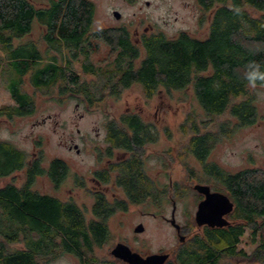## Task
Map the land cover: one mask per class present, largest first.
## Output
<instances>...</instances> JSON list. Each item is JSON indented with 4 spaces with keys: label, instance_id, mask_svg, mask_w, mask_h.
<instances>
[{
    "label": "trees",
    "instance_id": "16d2710c",
    "mask_svg": "<svg viewBox=\"0 0 264 264\" xmlns=\"http://www.w3.org/2000/svg\"><path fill=\"white\" fill-rule=\"evenodd\" d=\"M33 1L0 0V50L7 54L10 68L5 85L15 103L0 109V115L12 117L33 111L32 100L22 87L26 75L35 89L48 90L57 83L62 93L71 91L70 68L58 67L52 61L58 59L56 53L62 54L63 49L67 53L71 43H78L77 30L88 28L94 13V4L89 0H46L44 6H36ZM197 2L203 14L209 13L204 38L183 31L172 38L151 33L133 44L125 28L96 31L95 36L103 38L114 53L110 67L104 70V80L99 84H73L88 100L100 99L104 94L120 95L132 85H138L147 97L162 89L184 90L192 86L196 100L211 121L228 112L236 125L255 123L257 110L243 75L250 64H258L264 71V0ZM34 22L45 28L40 42L14 44V39L31 31ZM42 43L52 54L46 65L37 62ZM84 70L99 74L94 64L86 65ZM239 96L244 98L234 101ZM120 117L118 121H108L110 140L116 145L132 147L156 139L152 124L139 114ZM186 126L190 154L230 190L236 222L228 228L207 230L203 236L195 235L180 247L170 264H233L232 259L264 264V221L258 222L264 217V169L246 167L229 173L208 159L214 144L232 129L228 121L217 123V133L201 132L195 120L188 117L181 125L183 132ZM127 128L132 135H127ZM26 158L24 151L0 140V178L20 169ZM42 173L60 182L68 168L58 158L52 159L46 169L35 162L27 171V183L0 187V264H51L62 253L74 255L80 264H117L93 257L94 248L108 239L105 216L111 211L99 204L93 209L97 219L87 221L82 209L71 200L31 188L35 175ZM143 194L140 189L130 196L139 200ZM247 229L256 243L250 253L238 248Z\"/></svg>",
    "mask_w": 264,
    "mask_h": 264
},
{
    "label": "rangeland",
    "instance_id": "374dc122",
    "mask_svg": "<svg viewBox=\"0 0 264 264\" xmlns=\"http://www.w3.org/2000/svg\"><path fill=\"white\" fill-rule=\"evenodd\" d=\"M45 1L34 0L33 2L36 6H44ZM89 1L94 4L92 30L103 27H124L128 29L134 43H140L134 41L137 38L136 32L140 34L144 28L149 33H162L168 38L175 37L182 31L198 38H204L208 32L209 13L203 14L197 0ZM115 10L120 13L118 18L113 14ZM41 28L40 23L34 22L31 31L20 39H14V44L18 42L28 44L30 40L40 42ZM39 51L41 58L37 62L46 65L52 58V54L42 48ZM57 55L60 58L61 54L56 53ZM7 57V54L0 50V109L15 105L5 85V79L8 78V71H10L6 63L9 61ZM113 57L114 53L109 45L102 41L98 42L97 48L92 51L91 60L99 69V74L86 73L80 76L79 81L86 78L89 81L88 84L101 83L104 80L103 72L110 67L109 63ZM23 79L22 87L32 100L33 111L12 117L1 114L0 140L10 142L24 151L29 158L33 152L37 153L41 157V165L45 167L51 159L63 160L67 165L68 173L60 181L58 188L51 185L46 175H41L36 178L33 189L54 195L61 200H71L72 193L76 203L83 208L82 211L87 221L95 218L89 208L90 197L84 190H73L71 171L87 174L94 157L87 153L76 155L74 151L69 150V138L71 134H74V139L78 140L77 128L85 134L87 130L95 127L101 129L105 122L118 121L119 116L127 107L136 111L142 110L151 118L156 110L158 111L159 119L155 120V123L160 124L158 125L160 137L155 144L149 147V150L162 151L164 147L170 145L171 180L173 184L177 183V189L176 191L173 189L171 197L176 206L175 220L179 224L187 219L186 211L192 213L195 209L192 203L193 194L188 190L186 194L184 188L182 162L185 160L194 168H199V164L188 149L189 126L184 127L188 132L181 130V125L186 123L187 117L195 120L201 132L212 130L213 133H217V123L222 121H228L232 127L230 132L223 134L214 144L209 160L229 172H236L246 167L264 169V84L258 85L255 89L248 88L249 93L253 95V103L257 110L256 122L236 125V119L228 112L214 117L211 121L196 100L192 86L184 90L166 91L162 89L152 97H147L138 85H132L123 90L120 95L104 94L105 96H101L100 99L72 100L71 91L62 93L61 86L57 83L48 90H38L31 85L28 75ZM243 98L239 96L234 101ZM75 103H80V105L75 108ZM43 118H45L44 122H42ZM91 135H93L92 132ZM153 165L149 164V166ZM15 177L16 184L24 180L18 174ZM9 180L8 177L1 178L0 186ZM170 210L171 204L165 202L164 209H158L155 205L149 207L140 205L129 206V209L123 213H113L107 220L108 239L100 247L94 248L93 257L122 264L123 262L115 258L110 250L117 242H123L143 255L167 251L171 254L172 262L175 253L182 245L178 241L173 226L160 217V213L169 217ZM262 221L264 217L258 219V222ZM138 223L143 225V230L140 232L134 231ZM196 230V227L192 229L193 232ZM250 231V229L245 231L238 244V248L244 249L247 253H250L256 245L251 240ZM231 261L233 264H258L243 259H232ZM51 264L80 263L74 255L62 253Z\"/></svg>",
    "mask_w": 264,
    "mask_h": 264
},
{
    "label": "flooded vegetation",
    "instance_id": "af4514ba",
    "mask_svg": "<svg viewBox=\"0 0 264 264\" xmlns=\"http://www.w3.org/2000/svg\"><path fill=\"white\" fill-rule=\"evenodd\" d=\"M93 19V17H92ZM92 20L90 22V26L86 29L77 30V34H79L78 43H71L69 50L67 53L64 51L58 59L52 61L58 67L68 66L69 72L71 74V99L76 100L78 98H86L83 96L82 91L76 88L73 84L75 81L79 83H89L86 78H83L79 81L80 76L86 75L84 67L86 65L93 64L91 60L92 51H94L98 42L106 41L103 38L96 37V31H102L106 29H118L124 27H103L98 29H91ZM126 29V28H125ZM41 35L45 34V28H41ZM128 32V29H126ZM146 28H144L142 33L136 32V42H140L144 35H149ZM129 35V32H128ZM129 40L133 44V40L129 35ZM108 45V44H107ZM39 48L46 49L48 48L47 44H39ZM110 47V46H109ZM67 57V59H66ZM75 87V88H74ZM80 103H75L74 107L76 108ZM126 113H137L140 115L143 121H148L152 124L153 128L156 131V139L151 141H146L141 145H133L132 147H122L116 145L113 141L110 140V129L108 128V122L102 124V128L99 127L92 128L91 130H87L85 134H82L80 129H76L78 133V140L74 139V134H71V138H69L68 149L74 151L76 155L81 154H91L94 157L92 161V165L88 168L87 174H81L77 171H71V182L73 184V190H84V192L90 197V211L93 213V209L97 207L99 204H102L107 209L111 211L108 216H105V222L107 224V220L109 217L116 212H125L129 209V206H140L144 205L145 207L155 205L158 209H164V203L167 202L171 204V210L169 217L165 214L160 213V217L171 224L172 212L175 218V202L172 200L171 193L173 189L176 191L177 183H172L171 180V164H172V156H171V148L170 145H167L163 148L162 151L157 150H149V147L155 144L160 137V129L158 128V124L155 123V120L159 119L158 111L154 113V116L151 118L147 113L141 111H136L131 107H127L126 110L122 114ZM82 116V114H80ZM121 116V115H120ZM119 119L120 120V117ZM45 121V118L42 119V122ZM113 127V126H112ZM116 127V126H115ZM119 128H125V125H119ZM160 127V126H159ZM165 127V126H164ZM166 128H164L165 130ZM91 132L93 135H91ZM127 135H132L129 133V128H127ZM211 152V151H210ZM210 155V153H209ZM195 159V158H194ZM209 159V156H208ZM41 157L37 155V153L33 152L32 156L26 158L25 165H23L20 169L11 172L7 176L10 178L8 182L4 185L13 183L17 186L23 185L27 183V171L30 168H33L35 162H38V166L41 169H46L47 166H42ZM52 160V159H51ZM50 160V161H51ZM196 160V159H195ZM152 161H155L154 163ZM199 164V168H194L189 165L187 161H183V177L184 178V188L193 194V209L192 213L186 211L187 219L184 223H177L179 225V230L177 232L175 229L176 236L181 245H185L188 242L192 241L195 235L203 236L205 231L207 230H216L220 228H228L231 225H234L236 220L234 218L235 215V201L231 196L230 190L225 187L223 181H221L218 177L209 174V172L204 168V166L196 160ZM154 164L153 166H149V164ZM229 172V171H227ZM234 173V172H229ZM24 180L20 184H16L17 175ZM41 175H46L51 185L54 188H58L60 182H55L53 178L50 177L48 173L36 174L34 177V181L31 185V188H34V183L37 177ZM0 178V179H1ZM203 185L208 187L209 193H217V195L225 196L226 203L223 206L213 209L211 207L212 204L202 205L199 211V205L205 200L207 196V192L205 190L199 191L195 188V185ZM0 186V187H2ZM142 190L143 197L139 200H133L131 198V193L136 192L137 190ZM36 190V189H34ZM43 193V192H40ZM48 194V193H47ZM51 195V194H50ZM157 195V199H156ZM54 196V195H53ZM214 200V199H213ZM216 200V199H215ZM71 203L79 206L76 203L71 193ZM174 203V207H173ZM84 205H86L84 203ZM231 205L230 210L228 207ZM86 207V206H85ZM174 210V211H173ZM197 211L199 214L197 215ZM94 215V214H93ZM95 218L91 220H96L97 216L94 215ZM226 223H225V222ZM222 223L219 225L218 223ZM141 224L142 223H138ZM137 224V225H138ZM143 226V225H142ZM196 227V231H192V229ZM123 243V242H122ZM125 244V243H124ZM127 245V244H126ZM128 246V245H127ZM114 247V246H113ZM129 247V246H128ZM130 248V247H129ZM131 249V248H130ZM131 251H134L131 249ZM136 252V251H134ZM111 253V250H110ZM139 253V252H137ZM158 253H167L168 257L163 264H168L171 262V254L169 252L160 251ZM142 256L141 253H139ZM151 254V253H149ZM115 257V256H114ZM117 258V257H115ZM119 259L124 264H129L128 262Z\"/></svg>",
    "mask_w": 264,
    "mask_h": 264
},
{
    "label": "water",
    "instance_id": "95a60500",
    "mask_svg": "<svg viewBox=\"0 0 264 264\" xmlns=\"http://www.w3.org/2000/svg\"><path fill=\"white\" fill-rule=\"evenodd\" d=\"M115 17H119L120 13L118 11H113ZM195 188L199 191L205 190L207 192V196L205 200L199 205V211L202 205L212 204L211 207L213 209L223 206L226 203L225 196L217 195V193H209L208 187L203 185H195ZM214 199V200H213ZM216 199V200H215ZM174 207V203H173ZM231 205L226 210H230ZM174 211V210H173ZM197 211V215L199 214ZM225 222V221H224ZM226 223V222H225ZM171 224L176 228L177 232L179 230V225L175 222L174 214L172 212ZM222 225V223H218ZM143 230V226L138 224L134 227V231L140 232ZM111 254L117 258H120L129 264H163L168 257L167 253H151L146 256H142L137 252L131 251V249L122 242H117L114 247L111 249Z\"/></svg>",
    "mask_w": 264,
    "mask_h": 264
},
{
    "label": "clouds",
    "instance_id": "9594fccd",
    "mask_svg": "<svg viewBox=\"0 0 264 264\" xmlns=\"http://www.w3.org/2000/svg\"><path fill=\"white\" fill-rule=\"evenodd\" d=\"M243 79L246 87L255 89L258 82L264 84V71L260 70L258 64H250L243 75Z\"/></svg>",
    "mask_w": 264,
    "mask_h": 264
}]
</instances>
